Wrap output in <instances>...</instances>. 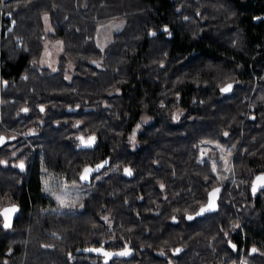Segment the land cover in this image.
Listing matches in <instances>:
<instances>
[{"label": "trees", "instance_id": "1", "mask_svg": "<svg viewBox=\"0 0 264 264\" xmlns=\"http://www.w3.org/2000/svg\"><path fill=\"white\" fill-rule=\"evenodd\" d=\"M113 19L124 25L100 48L97 28ZM0 24V210L18 208L8 229L0 216V264H64L83 231L62 234L51 216L55 232L43 234V151L49 173L56 164L69 179L105 157L112 170L131 166L133 178L119 180L133 198L169 199L162 192L177 171L181 189L191 183L193 209L223 184L218 212L204 216V234L222 245L209 241L206 259L237 264L244 245L249 264L254 255L264 264V202L235 199L252 197L250 183L264 173V0H2ZM47 39L62 45L55 71L38 65ZM81 136L96 139L84 147ZM83 149L98 152H74ZM21 160L23 171L14 167ZM237 222L244 242L231 231Z\"/></svg>", "mask_w": 264, "mask_h": 264}, {"label": "flooded vegetation", "instance_id": "2", "mask_svg": "<svg viewBox=\"0 0 264 264\" xmlns=\"http://www.w3.org/2000/svg\"><path fill=\"white\" fill-rule=\"evenodd\" d=\"M52 43L55 44V41ZM61 50L56 57V63ZM38 65L47 66L40 65L39 62ZM66 76L69 77L70 74L68 73ZM135 129V138L132 137L134 131L129 137L130 143L134 147L138 145V128ZM134 140L135 145L132 144ZM9 149L11 150L12 146ZM138 151L140 150L136 148L130 150V152ZM74 152L96 155L98 150L83 149ZM42 154L41 162L45 168V172L41 193L42 205L38 216L42 218L43 234L47 238V236L55 232L51 230L54 228H49L48 222L51 216L57 219L56 222L58 226H61L59 230L62 234L65 231L68 233L70 231H78L77 229L79 227H84L79 235L76 232L79 241L72 244L66 250L67 261L64 264H105L106 258L101 253L92 252L80 254L76 253V251L78 249L102 247L104 251L119 252L125 246L128 247L130 254L127 256H113L108 258L107 264H210L206 259L208 242L215 240L219 248L221 247L222 243H218V241H222V236H214V238L210 239L208 234H204V216L191 221L186 219V216L194 215L206 202L200 203L195 209L192 208L190 202L192 195L191 183L186 182L188 184L187 191L181 189V176L177 171H174V180L169 190L162 192L166 194L168 191L170 193L169 199L167 196L160 197V199L157 196L148 198L136 196V198H133L123 195L124 190L120 189L121 184L126 181L119 180V178L131 179L134 176V169L129 165L123 164L119 167L117 164L115 169L112 170L109 166L108 157L96 160L93 165L86 164L84 167H93L105 159L108 160V165L101 171L93 173L89 183L86 184L80 180L83 169L78 175V180L69 179L72 175L69 176L56 164H52L53 167L49 173L48 165L51 163L50 156L47 155L46 151H43ZM118 154L123 155L122 150ZM125 168L131 169L132 177L124 175L123 171ZM254 178L250 183V189H252ZM45 183L47 184L48 191L44 190ZM154 184L158 190L161 188V183L157 182ZM218 186L222 187V194L224 191L223 184L214 186L211 189ZM126 194H128V191H126ZM251 194L252 197L243 198L237 193L235 199L239 204L244 201H255L256 197L264 202V189L258 190L255 195H253L251 190ZM57 196L64 201V207H61L60 200L56 199ZM118 202H121L120 205ZM236 209L241 211L240 207H236ZM17 212L14 213L13 220ZM215 213L207 215H213ZM55 215H62L61 221ZM174 216L176 217L175 222L172 219ZM242 228V224L237 222L231 231L235 233L240 230L244 242L246 232ZM61 233L59 236H62ZM224 237L225 241L227 239H233V236L229 237L228 234H224ZM71 238H68V243ZM244 248V245H242L240 259L237 264H242V262L249 264L245 259L247 257L243 253ZM176 249H180L181 251L174 255L173 253ZM161 252L164 254L161 255ZM69 254H71V259H69ZM255 258L256 255H254L251 264H255ZM52 264H62V262H54ZM230 264H236V262H231Z\"/></svg>", "mask_w": 264, "mask_h": 264}, {"label": "snow or ice", "instance_id": "3", "mask_svg": "<svg viewBox=\"0 0 264 264\" xmlns=\"http://www.w3.org/2000/svg\"><path fill=\"white\" fill-rule=\"evenodd\" d=\"M0 2H2V0H0ZM199 14V13H198ZM185 19H187V17H185ZM256 19H261V17H256ZM45 20H47V16H45ZM9 31H11V29H9ZM165 32L168 31V29L165 27L164 29ZM149 35H152L154 36L155 33L154 32H150ZM163 66V65H162ZM55 71V69H54ZM65 79H69V77H65ZM232 84H228L226 85L225 87H222L220 89V91L222 93H227V92H230L232 90ZM163 107V105H161ZM24 112H27L28 109H23ZM40 111L43 112L44 111V108L41 107L40 108ZM173 119L174 120H178L179 117L174 115L173 116ZM75 127H79V122L74 125ZM137 127H139V125H137ZM225 136L228 135L227 132L224 133ZM135 136V133H133V138ZM14 139V137H13ZM77 139L80 141L81 145L84 146V147H91L94 142H95V139L96 137L95 136H89L87 138V140L84 139V137H77ZM6 141H5V138L0 136V145H3L5 144ZM221 151H224L223 149H221ZM15 152H13V156H15ZM227 163V161H225ZM7 161H4V160H0V164H6ZM105 164H108V161L105 160L103 161L102 164H98L96 166L95 169H92V168H89V167H85L84 170H83V174L80 176V179L81 180H87L89 178V174L93 171H98L100 168H102ZM14 167H18L21 171H23L25 169V163L23 160L19 161L18 164L14 165ZM213 171H215V166H213ZM124 172L126 175L128 176H131L132 175V171L131 169L129 168H125L124 169ZM161 189H163L165 186L163 184L160 185ZM258 189H264V175H259L256 177L255 181L253 182L252 184V193L253 195H255L257 193V190ZM45 191H48V188H47V184L45 183ZM220 192V189L219 188H216V189H213V191L209 192L208 193V197H209V200H208V203L204 206H201L200 207V210L196 213V216H202L204 215L205 213H208V212H212V211H215L216 208H217V204H216V197H217V194ZM57 200H60V204H61V207H64L65 204H64V201L60 199L59 196L56 197ZM18 211L17 207L15 205L11 206V207H6V208H3L2 210H0V216L3 217V228L4 229H8L10 228L12 225H11V220H12V214L13 213H16ZM106 219V218H105ZM173 221L175 222L176 221V217H172ZM186 219L191 221L193 219H195V217L191 216V215H188L186 216ZM229 246L233 249V250H236V245L235 244H232L231 241H229ZM84 251H88V252H97V253H101L106 259H105V264H107V260L108 258H111L113 256H127L130 254L129 252V249L127 246L124 247V249L122 251H119V252H108V251H104L103 248H88V249H84ZM181 250L180 249H176L175 252L173 253L174 255L178 252H180ZM257 251L256 248H252L251 249V252L252 253H255ZM161 255H163L164 253L161 252L160 253ZM69 259H71V254H69ZM242 264H246V262H242Z\"/></svg>", "mask_w": 264, "mask_h": 264}, {"label": "rangeland", "instance_id": "4", "mask_svg": "<svg viewBox=\"0 0 264 264\" xmlns=\"http://www.w3.org/2000/svg\"><path fill=\"white\" fill-rule=\"evenodd\" d=\"M124 25V21L120 19H113L110 21H106L99 25L97 28L96 34H95V42L98 47L104 48L106 45H108L112 39H113V34L119 31ZM2 25L0 24V29ZM48 27V26H47ZM49 28V27H48ZM5 31V29H2ZM1 32V30H0ZM47 39L44 43V48L39 56L38 62L40 65H47L49 68L54 69L56 66V57L59 53V51L62 48L61 42L60 41H55V44L52 43L53 41H48ZM71 68V65L69 66ZM138 128V127H137ZM139 129V128H138ZM134 133L136 134V129L134 130ZM133 137V136H132ZM135 138V136H134ZM133 145H135V140L132 142ZM207 153L205 151L201 152L200 156H206ZM229 154L226 155H221V159L223 157H228ZM225 160V159H223ZM228 164L231 166V163L228 161ZM227 164V165H228ZM226 165V166H227ZM232 169V168H231ZM218 174H220L218 172ZM221 174L228 176V174L222 172Z\"/></svg>", "mask_w": 264, "mask_h": 264}, {"label": "water", "instance_id": "5", "mask_svg": "<svg viewBox=\"0 0 264 264\" xmlns=\"http://www.w3.org/2000/svg\"><path fill=\"white\" fill-rule=\"evenodd\" d=\"M152 36V35H151ZM105 160H107V159H105ZM104 160V161H105ZM108 161V160H107ZM103 163V161L102 162H100L99 164H102ZM98 165V164H97ZM97 165H95L94 167H92V166H86V167H89V168H92V169H95L96 168V166ZM108 164H105L102 168H100L98 171H93V172H91L90 174H89V178L87 179V180H81L83 183H89V181H90V177H91V175L93 174V173H96V172H99V171H101L104 167H106ZM85 168V167H84ZM84 168H83V170H84ZM83 170H82V172H81V175L83 174ZM124 172V171H123ZM80 175V176H81ZM124 175L125 176H127V177H132V175L131 176H128V175H126L125 174V172H124ZM259 175H264V174H259ZM259 175H257V176H259ZM256 176V177H257ZM256 177L254 178V181H255V179H256ZM253 181V182H254ZM253 184V183H252ZM216 188H219L220 189V192L217 194V197H216V204H217V208H216V210L215 211H212V212H208V213H205L204 215H202V216H205V215H207V214H212V213H215V212H217L218 211V209H219V206H218V199H219V197H220V195H221V191H222V187L221 186H218V187H215V188H213V189H216ZM213 189H211L209 192H211V191H213ZM258 190H262V189H258ZM257 190V191H258ZM208 192V193H209ZM208 193H207V201H206V203L204 204V205H206L207 203H208V200H209V197H208ZM203 205V206H204ZM6 208V207H5ZM199 210H200V208H199ZM198 210V211H199ZM197 211V212H198ZM196 212V213H197ZM196 213L194 214V215H192L193 217H195V218H198V217H202V216H196ZM13 215H14V213L12 214V220H11V224H12V222H13ZM86 249H88V248H86ZM76 253H92V252H88V251H84V249H78L77 251H76Z\"/></svg>", "mask_w": 264, "mask_h": 264}, {"label": "built area", "instance_id": "6", "mask_svg": "<svg viewBox=\"0 0 264 264\" xmlns=\"http://www.w3.org/2000/svg\"><path fill=\"white\" fill-rule=\"evenodd\" d=\"M6 17L10 20V16H9V15H7ZM10 21H11V20H10Z\"/></svg>", "mask_w": 264, "mask_h": 264}, {"label": "bare ground", "instance_id": "7", "mask_svg": "<svg viewBox=\"0 0 264 264\" xmlns=\"http://www.w3.org/2000/svg\"><path fill=\"white\" fill-rule=\"evenodd\" d=\"M99 164V163H98ZM97 165V164H96ZM94 167V166H93Z\"/></svg>", "mask_w": 264, "mask_h": 264}, {"label": "crops", "instance_id": "8", "mask_svg": "<svg viewBox=\"0 0 264 264\" xmlns=\"http://www.w3.org/2000/svg\"><path fill=\"white\" fill-rule=\"evenodd\" d=\"M56 45V44H55Z\"/></svg>", "mask_w": 264, "mask_h": 264}]
</instances>
